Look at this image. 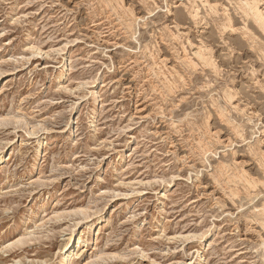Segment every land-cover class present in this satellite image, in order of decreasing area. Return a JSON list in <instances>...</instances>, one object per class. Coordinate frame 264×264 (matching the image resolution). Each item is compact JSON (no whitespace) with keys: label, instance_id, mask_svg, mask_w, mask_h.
Returning <instances> with one entry per match:
<instances>
[{"label":"rangeland","instance_id":"obj_1","mask_svg":"<svg viewBox=\"0 0 264 264\" xmlns=\"http://www.w3.org/2000/svg\"><path fill=\"white\" fill-rule=\"evenodd\" d=\"M247 2L0 0V264H264Z\"/></svg>","mask_w":264,"mask_h":264},{"label":"bare ground","instance_id":"obj_2","mask_svg":"<svg viewBox=\"0 0 264 264\" xmlns=\"http://www.w3.org/2000/svg\"><path fill=\"white\" fill-rule=\"evenodd\" d=\"M246 8H247V14L250 15L253 18V20L256 23H258L261 28L264 29V15L262 13V10L259 8L257 4V1L252 0L251 2H249L248 0V2L246 3ZM199 53H196V54H199ZM199 55L201 57L203 56L202 54H199ZM77 239L78 240L76 241V236L74 235V232H71L61 252V259L57 264H68V261L70 260L71 256H74V255L81 256L85 243H84L82 235H79ZM23 241L24 240L22 238H19L16 240L14 244H20V243H23ZM14 264H20V262H15Z\"/></svg>","mask_w":264,"mask_h":264}]
</instances>
